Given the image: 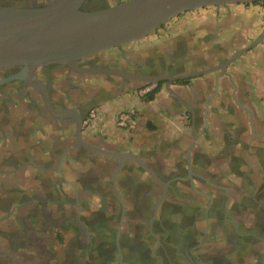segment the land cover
Listing matches in <instances>:
<instances>
[{
  "label": "flooded vegetation",
  "instance_id": "flooded-vegetation-1",
  "mask_svg": "<svg viewBox=\"0 0 264 264\" xmlns=\"http://www.w3.org/2000/svg\"><path fill=\"white\" fill-rule=\"evenodd\" d=\"M47 1L0 0V6L41 7ZM122 1L126 0L116 3ZM111 5L106 0H87L83 9ZM225 7L214 8L213 19ZM165 30L162 44L155 45L151 37ZM173 33L176 30L165 25L149 40L129 44L143 45L148 52L143 62L129 58L131 48L126 45L79 60L77 69L38 67L34 77L44 84L45 93L36 83L29 86V80L16 78L21 67L0 68L1 253L26 249L42 264L53 263L47 251L48 226L63 224L76 236L66 264H264V117L256 124L260 131L255 132L250 111H242L248 114L249 140L256 142L248 146L241 140L242 112L228 103L236 88L228 68L241 57L227 67L231 80L218 78L217 90L220 70L169 85L207 79L199 85L205 96H196L194 103L201 106V116L191 111L189 117L191 140L197 134L193 147L199 148L194 152L191 148L189 160L186 151L191 140L183 157L165 167L157 155L165 148L155 153L135 150L110 143L98 130V108L129 92L138 93L143 84L88 73L92 68L176 77L216 67L238 51L212 65L207 53L196 51L197 42L207 46L212 34L197 41L194 37V42ZM226 45L217 48L216 54ZM165 84L144 86L153 85V91L166 89ZM222 87L229 92L223 100L219 99ZM177 105L186 107L176 102L175 109ZM227 117L236 122H228ZM82 143L108 152H128L136 160H123L119 168V158L92 152ZM250 154L256 161L249 162ZM1 253L0 260L9 259Z\"/></svg>",
  "mask_w": 264,
  "mask_h": 264
},
{
  "label": "water",
  "instance_id": "water-1",
  "mask_svg": "<svg viewBox=\"0 0 264 264\" xmlns=\"http://www.w3.org/2000/svg\"><path fill=\"white\" fill-rule=\"evenodd\" d=\"M86 2L87 0H48L41 7L0 6V68L21 67V75L16 78L26 82L29 80V86V82L36 83L45 93L44 84L34 77L38 67L63 65L69 69H77L79 60L111 49L121 50L126 45L141 41L185 12L209 7L264 3V0H126L90 11L83 9ZM258 44L264 45V29L225 62L190 75H146L105 67L92 68L90 72L88 69L81 71L114 75L143 85L166 81L165 88L170 90L171 82L220 70L221 75L215 79L217 90L218 78L227 77L231 80L227 67ZM45 100L47 103V99ZM196 140L197 134L187 148L188 160ZM82 145L92 152L119 158V168L123 160H136L128 152H108L84 143Z\"/></svg>",
  "mask_w": 264,
  "mask_h": 264
},
{
  "label": "crops",
  "instance_id": "crops-1",
  "mask_svg": "<svg viewBox=\"0 0 264 264\" xmlns=\"http://www.w3.org/2000/svg\"><path fill=\"white\" fill-rule=\"evenodd\" d=\"M223 10L218 13L219 19L218 17H216L217 19L210 18V20L206 18L199 19L196 24L191 26L193 28L190 27L191 33L187 35V37L193 38V41L196 37L195 41H197L200 40V37H203L202 35L212 34L211 42L207 45L217 48H222L220 46L227 43L226 48L222 49L218 55L214 51V53H211L212 57L207 58L208 63L212 65L215 61L229 58L234 51L247 46L264 29V4L229 5ZM223 18L226 20L221 22ZM187 37L183 35L181 40L185 41ZM198 43L200 42H197L199 47L206 46L203 43L198 45ZM135 61L143 62L146 59L143 57L135 59ZM228 72L236 88L232 92L231 99L229 97V102L226 101L231 106L234 104L231 108L236 106L241 112L250 111V120L253 123L255 132H259L260 125L256 124L260 123L264 117V102L262 101L264 98V45L258 44L242 55L238 61H235L228 68ZM204 80L207 79H194L186 85H172L170 87L171 91L161 88L152 101L146 102L138 93L129 92L115 102L104 103L98 108L101 112L98 130L104 137L108 138L110 143L130 145L135 150H150L155 153L154 151L165 148L161 149L162 152H157V155L165 167H172L175 160L183 157L184 149L192 138L191 125L189 124L191 111L193 115L201 116V106L194 103L196 96L198 98L205 96L202 95L205 92H202L199 87ZM221 81L229 84L227 78H223ZM220 91L219 99L222 98L223 100L224 97L229 96V92L225 91L223 87L220 88ZM176 102L182 103L186 107L181 109L177 105L175 109ZM124 110H134L136 117L128 127L118 128L115 123L116 116ZM240 114L244 127V135L241 140L248 146L251 144L256 145V142L252 143L249 140L248 114L246 115L244 112ZM209 118L212 119V114L209 115ZM234 119L233 117H227L228 122H236ZM198 143L204 144L200 139ZM258 143L259 141H257ZM197 149L199 148L193 147L192 151H197ZM255 158L254 155L250 154L247 159L251 162L256 161ZM23 179H25V176H23ZM8 223L17 224L15 220H9ZM5 252L0 253L3 257L9 259L0 260V264H42V260L34 252L26 249H13ZM44 255L43 253V260L47 257ZM48 258H51L49 253Z\"/></svg>",
  "mask_w": 264,
  "mask_h": 264
},
{
  "label": "rangeland",
  "instance_id": "rangeland-1",
  "mask_svg": "<svg viewBox=\"0 0 264 264\" xmlns=\"http://www.w3.org/2000/svg\"><path fill=\"white\" fill-rule=\"evenodd\" d=\"M27 1H33V0H27ZM108 2H110V4H115L117 1H121V0H106ZM201 12H203L202 14H200ZM214 8L213 7H209V8H203V9H198L197 11H193L192 13H187L185 15H182L179 18H174L172 19L168 24H166V27H168V29H172V30H176V33L172 34L171 36L173 37H179L181 38V36L183 35H187L189 34L188 32H191V26H193V24H196V22L201 19V18H206V19H210L213 18L214 15ZM223 13V12H222ZM225 18V17H224ZM221 19V22H223L226 19ZM177 27H179L180 32L177 33L178 29ZM191 27V28H190ZM189 28V29H188ZM185 32V33H184ZM165 33H167V30L163 31L162 33H155L153 36L151 37V40H156L155 45H161L159 44L161 41V37L164 38ZM150 37L145 38L147 40H149ZM154 38V39H153ZM143 39V40H145ZM190 39V38H188ZM190 42V41H187ZM142 44H144L142 42ZM135 46V47H133ZM130 46L129 47H125V48H131V50L129 51L130 54L129 58H133V59H139V58H143L145 57V55L148 52H145L146 49H144L143 45L141 46H137L136 44ZM133 48V49H132ZM217 47H213V46H202L201 48H198V50H196L197 52H204L207 53L209 56L212 57L211 53H214V51L216 50ZM210 52V54H209ZM145 86L142 85L138 91H140L141 89H143ZM139 93V92H138ZM262 101L264 102V98L262 99ZM124 111H128V110H124ZM121 111V112H124ZM14 112V113H13ZM12 113L14 115H16L17 112L13 111ZM17 116V115H16ZM21 179V178H20ZM63 225V224H62ZM58 227L57 225H49L48 226V233H50V242L49 245L47 246V251L50 254L51 258H53L55 261L52 263L50 262L49 264H66L68 262V258L70 257L71 254V250L73 249V245L74 242L76 240V236L75 235H70V231L66 228H64L63 226ZM37 226V224H36ZM41 234V230H38V235ZM47 241V239H46ZM46 241L44 243H46ZM53 261V260H52Z\"/></svg>",
  "mask_w": 264,
  "mask_h": 264
},
{
  "label": "built area",
  "instance_id": "built-area-1",
  "mask_svg": "<svg viewBox=\"0 0 264 264\" xmlns=\"http://www.w3.org/2000/svg\"><path fill=\"white\" fill-rule=\"evenodd\" d=\"M152 87H153V85L145 86L143 89H141L139 91L140 96H144L147 93H149L151 91ZM134 113L135 112L133 110L120 112L117 116V119H116L117 126L120 128H125L131 122L132 118L135 115ZM91 116H93V112L91 113Z\"/></svg>",
  "mask_w": 264,
  "mask_h": 264
},
{
  "label": "trees",
  "instance_id": "trees-1",
  "mask_svg": "<svg viewBox=\"0 0 264 264\" xmlns=\"http://www.w3.org/2000/svg\"><path fill=\"white\" fill-rule=\"evenodd\" d=\"M254 4H264V3H254ZM159 88L154 89L153 91H150L145 96L142 97L144 101H152L154 99L155 94L158 92Z\"/></svg>",
  "mask_w": 264,
  "mask_h": 264
}]
</instances>
